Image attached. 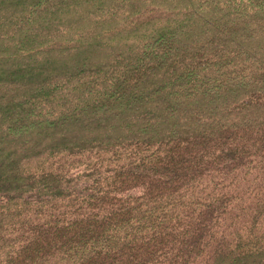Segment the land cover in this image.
<instances>
[{"label": "trees", "instance_id": "obj_1", "mask_svg": "<svg viewBox=\"0 0 264 264\" xmlns=\"http://www.w3.org/2000/svg\"><path fill=\"white\" fill-rule=\"evenodd\" d=\"M0 264H264V0H0Z\"/></svg>", "mask_w": 264, "mask_h": 264}]
</instances>
